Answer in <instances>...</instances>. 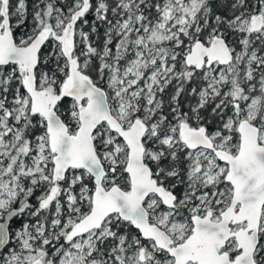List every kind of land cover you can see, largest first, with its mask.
Segmentation results:
<instances>
[{"label":"snow or ice","instance_id":"6c2138e0","mask_svg":"<svg viewBox=\"0 0 264 264\" xmlns=\"http://www.w3.org/2000/svg\"><path fill=\"white\" fill-rule=\"evenodd\" d=\"M0 264H264V0H0Z\"/></svg>","mask_w":264,"mask_h":264}]
</instances>
